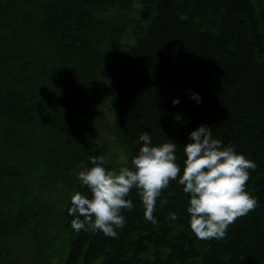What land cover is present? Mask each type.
<instances>
[{"label": "trees", "instance_id": "trees-1", "mask_svg": "<svg viewBox=\"0 0 264 264\" xmlns=\"http://www.w3.org/2000/svg\"><path fill=\"white\" fill-rule=\"evenodd\" d=\"M195 104L213 138L256 164L255 209L198 239L173 181L155 224L134 189L116 238L73 230L88 158L131 167L147 132L175 142L182 167L191 129L178 114ZM57 240L62 264H264V0H0V264H50Z\"/></svg>", "mask_w": 264, "mask_h": 264}, {"label": "clouds", "instance_id": "clouds-1", "mask_svg": "<svg viewBox=\"0 0 264 264\" xmlns=\"http://www.w3.org/2000/svg\"><path fill=\"white\" fill-rule=\"evenodd\" d=\"M192 96L199 101L196 93ZM174 105L179 103L173 99ZM143 142L138 153L131 157V167L108 169L103 155L90 156V167L76 173L81 187L87 194L76 191L70 196L67 211L71 227L102 232L116 238L117 229L126 223L124 210L133 209L128 197L135 189L143 205L144 218L157 223L153 213L161 193L175 181L189 197L186 211L191 232L201 240L222 239L230 225L257 206V200L246 189L250 171L256 164L235 151L234 145L225 146L220 139L213 138L210 127L198 126L189 133L183 144V166L177 163V144L170 139L154 145L150 135H139ZM168 203L161 200V207ZM175 220L176 214L169 213Z\"/></svg>", "mask_w": 264, "mask_h": 264}, {"label": "rangeland", "instance_id": "rangeland-1", "mask_svg": "<svg viewBox=\"0 0 264 264\" xmlns=\"http://www.w3.org/2000/svg\"><path fill=\"white\" fill-rule=\"evenodd\" d=\"M185 113L186 112H180L178 114V120L179 121H183L185 120ZM107 120H111V117L106 113L105 111V107H102L101 111H100V122H104V121H107ZM99 140L101 142H105V143H109L110 147L112 150H114V142L112 140V138L106 134V131L105 129L102 127L99 131ZM119 152V150H117ZM121 153V152H119ZM122 158V155L120 154L119 155V159ZM20 245L21 244V248H26L28 253H31V250H30V247L26 246L27 244V241L25 242L24 239H20L17 241ZM30 243V241L28 240V244ZM57 245H59L53 252L52 254V259H51V263L50 264H62L63 263V259L65 257V252H66V248H63V245H61V242L60 240H57L56 241ZM98 262H96L95 264H97Z\"/></svg>", "mask_w": 264, "mask_h": 264}, {"label": "water", "instance_id": "water-1", "mask_svg": "<svg viewBox=\"0 0 264 264\" xmlns=\"http://www.w3.org/2000/svg\"><path fill=\"white\" fill-rule=\"evenodd\" d=\"M200 111L201 106L199 104H195L185 113V121L189 125L191 131L200 126Z\"/></svg>", "mask_w": 264, "mask_h": 264}]
</instances>
